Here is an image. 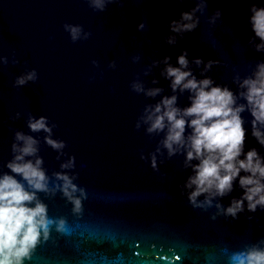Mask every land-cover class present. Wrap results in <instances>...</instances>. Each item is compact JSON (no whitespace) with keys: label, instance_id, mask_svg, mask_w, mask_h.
<instances>
[{"label":"water","instance_id":"obj_1","mask_svg":"<svg viewBox=\"0 0 264 264\" xmlns=\"http://www.w3.org/2000/svg\"><path fill=\"white\" fill-rule=\"evenodd\" d=\"M195 2L117 0L100 12L86 0H0V55L9 58V63L0 64V170L7 171L3 164L11 157L13 130L29 131V112L45 115L57 125L54 137L66 142L64 152L75 157L74 182L86 192L79 213L59 192L50 198L40 193L48 215L65 219V230L50 231L25 264H224L223 250H238L264 236V210L213 220L214 208L191 207L179 189L190 171L182 167V154L158 156L153 170L147 157L159 137L150 139L143 126L134 128L143 105L159 99L131 91L134 73L149 85L155 76L163 94H170L158 68L143 76L141 69L152 60L168 55L175 64L176 56L187 49L189 58L219 61L208 74L235 89L233 75L248 74L257 59H264V53L247 44L252 35L248 6L264 0H207L198 27L175 45L166 44L168 22ZM217 8L222 16L210 37L206 17ZM141 20L145 28L137 31ZM65 22L83 25L91 36L71 42L62 27ZM137 53L141 59L133 63L130 57ZM13 58L18 62L11 63ZM110 60L116 62L114 69L107 67ZM25 68H35L37 80L14 88L13 80ZM186 96L178 97L181 106ZM17 111L20 119H8ZM242 115L250 119L246 112ZM32 134L41 137L39 155L47 173L60 170L43 133ZM251 146L264 155V147L246 135L245 150ZM240 191L234 185L222 203Z\"/></svg>","mask_w":264,"mask_h":264},{"label":"clouds","instance_id":"obj_2","mask_svg":"<svg viewBox=\"0 0 264 264\" xmlns=\"http://www.w3.org/2000/svg\"><path fill=\"white\" fill-rule=\"evenodd\" d=\"M114 2L117 0H86L88 7L100 12ZM206 8L207 0H196L193 7L181 11L178 18L168 22L169 32L163 37L164 42L175 45L178 39L195 30ZM248 13L252 35L247 44L254 51L264 53V4L251 3ZM221 16L217 8L206 17L210 37ZM62 27L73 43L91 36L79 23L65 22ZM144 28L145 22L141 20L136 29ZM211 46L215 47V38L211 39ZM130 59L136 63L141 56L137 53ZM17 62L15 58L11 60L13 64ZM90 62L94 68L99 67L96 59ZM7 63L9 58L0 55V64ZM217 64V60L205 61L200 56L189 58L188 50L182 49L175 64L170 56L164 55L141 69L143 76H147L153 68H158L159 75L168 82L170 94H163L164 89L158 86L155 76L149 85L139 73L133 74L129 88L144 97H159L143 105L134 123L136 130L143 126L150 139L159 137L154 150L148 153L150 167L157 169L158 156L171 158L182 154V167L190 171L179 189L189 205L204 211L214 208L210 214L213 220L218 216L236 219L245 211L251 214L257 209L264 210V155L255 146L245 150L246 135L264 147V59H257L248 74L233 75L235 89L208 74ZM107 67L114 69L115 60L108 61ZM37 78L35 68H25L15 77L12 86L20 88ZM94 78L95 74L88 77ZM185 93L187 103L181 106L178 97ZM245 112L250 119L242 115ZM20 117L17 111L8 119L15 121ZM25 124L28 132L13 130L11 157L3 164L7 171L0 170V264H25L37 244L48 239L50 231L65 230V219L48 215V205L40 193L50 198L59 192L72 205L74 213L80 212L82 199L86 197L84 187L74 182L78 175L71 171L75 168V157L66 154V142L53 135L56 123L45 115L29 112ZM41 132L43 142L56 152V159L60 161V170L51 175L39 155L41 137L32 134ZM63 156L67 158L61 159ZM140 158L145 159L143 151ZM163 162L161 159L160 163ZM234 185L241 190L240 194L231 196L223 204L222 198L233 192ZM223 251L224 264H264V236L238 250Z\"/></svg>","mask_w":264,"mask_h":264},{"label":"snow or ice","instance_id":"obj_3","mask_svg":"<svg viewBox=\"0 0 264 264\" xmlns=\"http://www.w3.org/2000/svg\"><path fill=\"white\" fill-rule=\"evenodd\" d=\"M37 246H38V244H37ZM37 246H36V247H37Z\"/></svg>","mask_w":264,"mask_h":264}]
</instances>
